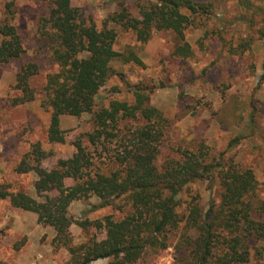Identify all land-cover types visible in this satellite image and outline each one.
Masks as SVG:
<instances>
[{
	"label": "trees",
	"instance_id": "obj_1",
	"mask_svg": "<svg viewBox=\"0 0 264 264\" xmlns=\"http://www.w3.org/2000/svg\"><path fill=\"white\" fill-rule=\"evenodd\" d=\"M41 1H48V6L37 21L41 50L34 57H29L14 22L17 0H8L3 6L0 65L21 62L11 103L18 106L41 96V106L50 113L47 136L51 143L66 141L60 126L64 115L88 113L90 128L76 137L73 152L55 166L43 165L51 153L40 142L33 143L16 166L17 173L36 174L34 188L41 200L0 184V201L8 199L12 206L34 212L39 223L52 227L53 244L65 248L67 264H141L170 247L174 250L172 264H249L254 258L263 259L264 200H258V179L252 168L227 156L229 148L245 137H234L217 155L201 139L165 150L172 123L150 104L154 85H130L116 66L120 62L146 68L134 47L117 49L119 28L139 43H146L154 31L167 32L177 42L172 55L192 57L186 29L199 17L209 16L213 2L119 0L118 8L99 24L72 0ZM239 3L252 7L250 0ZM222 30L218 31L221 41ZM247 50L248 45L241 42L231 53ZM40 54L53 65L41 88L34 84L42 72ZM112 77L128 86L132 99L114 95L97 103ZM117 88L115 85L113 91ZM248 117L254 134V109ZM66 178L73 184L64 186ZM201 180L218 182V200H211L205 209L193 198L180 212V193ZM92 196L99 199L95 208L123 202L118 204L123 216L75 220L69 213L71 203ZM74 223L86 232L91 227L96 231L75 244L70 231ZM0 264L10 263L0 260Z\"/></svg>",
	"mask_w": 264,
	"mask_h": 264
},
{
	"label": "rangeland",
	"instance_id": "obj_2",
	"mask_svg": "<svg viewBox=\"0 0 264 264\" xmlns=\"http://www.w3.org/2000/svg\"><path fill=\"white\" fill-rule=\"evenodd\" d=\"M7 1L0 0V17ZM118 1L72 0V3L91 13L101 24L118 8ZM196 1L214 5L209 16L199 17L186 29L187 40L194 51L192 57H174L172 52L177 42L167 32L154 31L146 43H139L131 33L119 28L117 49L134 47L146 68L120 62H116V66L130 85L139 82L154 85L150 104L159 108L172 123L171 132L166 135L165 150L179 144L189 146L191 141L201 139L212 154L217 155L226 150L234 137L244 136L240 144L228 149L227 156L253 169L258 179V200H264V0H250L251 9L241 6L239 0ZM47 6L48 1L17 0L14 22L24 38L29 57L41 50L36 26ZM220 28L225 42L218 36ZM241 42H245L249 50L231 53ZM40 58L42 72L34 84L41 88L53 65L44 54H40ZM20 66L17 60L0 65V184L41 200L34 188L36 174L17 173L16 166L36 142L51 153L43 160V165L55 166L59 159L73 152L76 137L90 128L91 115L62 116L60 126L66 141L49 142L50 113L41 106V96L18 106L11 103L16 95L13 86ZM115 85L117 92L113 91ZM114 95L132 99L128 86L112 77L101 89L97 103L107 102ZM252 109L257 121L254 134L248 121ZM62 184L71 185L73 180L66 178ZM218 194V182H192L180 193L178 209L182 212L193 198L207 209L211 200H218ZM120 203L95 208L99 199L92 196L72 202L69 213L81 221L103 219L107 215L119 219L124 214L123 208L118 206ZM70 231L74 243L79 244L96 230L91 227L86 232L74 223ZM98 235L104 236V233L98 232ZM54 236V229L39 223L36 213L16 208L8 199L0 201V260L10 264H67V251L54 246ZM146 262L141 264H172L174 250L170 247L160 251ZM249 264H264V258H254Z\"/></svg>",
	"mask_w": 264,
	"mask_h": 264
}]
</instances>
